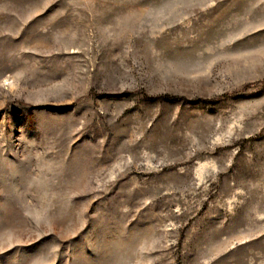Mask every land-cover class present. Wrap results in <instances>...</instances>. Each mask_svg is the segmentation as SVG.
Wrapping results in <instances>:
<instances>
[{"label":"rangeland","instance_id":"rangeland-1","mask_svg":"<svg viewBox=\"0 0 264 264\" xmlns=\"http://www.w3.org/2000/svg\"><path fill=\"white\" fill-rule=\"evenodd\" d=\"M0 264H264V0H0Z\"/></svg>","mask_w":264,"mask_h":264}]
</instances>
